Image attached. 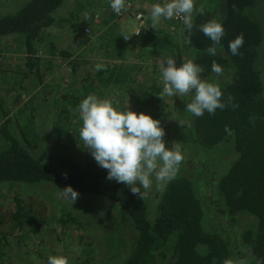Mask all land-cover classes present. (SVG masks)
Listing matches in <instances>:
<instances>
[{
	"label": "trees",
	"instance_id": "1",
	"mask_svg": "<svg viewBox=\"0 0 264 264\" xmlns=\"http://www.w3.org/2000/svg\"><path fill=\"white\" fill-rule=\"evenodd\" d=\"M66 1L27 0L15 13L0 16V42L5 41L1 47L0 86L8 85L17 75L25 76L33 72L41 77L42 67L48 63L54 67L53 58L60 52L50 44L48 32L55 27H65L79 43L90 44L91 50L96 51V58H100L97 63L106 67L101 71L75 68L71 77L55 73L49 80L41 77V90L17 109L15 131L18 133L7 129L6 124L1 126L0 133L7 145L0 146V183L65 184L113 200L130 218L135 231L126 255L122 257V253L119 256L114 251L107 257H121L124 259L121 264H224L226 259L236 264V247L250 250L254 257L250 264H264V70L257 66L264 31L261 21L253 13L258 0H226L227 12L220 20L210 10L204 9L203 15L196 13L193 16L195 27L191 32L185 29L183 23L176 21L173 29L162 21L152 28L149 18L148 27L130 40L119 32L110 0L104 1L106 9L99 21L95 11L74 0V8L62 22L56 13ZM91 5L100 7L95 0ZM213 19L222 23L225 29L214 56L206 51L212 46V41L199 30L200 25ZM86 28H90L91 34L85 33ZM237 36H242L244 43L239 54L234 56L228 45ZM182 41L187 43L188 52L183 50ZM14 47L24 55L26 71L23 69L19 73L15 67L9 66H18ZM218 51L226 56L221 57ZM184 52L192 55L193 61L203 67L204 73L212 67L213 61L222 69L229 65L233 67V78L219 87L224 102L227 103L231 97L232 103L238 107L233 109L229 104L223 110L217 109L214 115L205 112L197 117L194 142L200 147H213L230 135L234 137L239 156L224 173L219 186L231 215L250 213L257 218L255 227L250 225L236 234L235 245H232L226 229L233 227L232 223L227 224L223 231L206 230V212L201 203L204 193L199 181L180 175L169 182L158 202V212L152 216L150 203L134 195L129 186L108 180L107 170L95 160L85 167H82L83 164L73 165L70 171L61 172L47 163L46 154L35 158L29 151L39 139L35 107L39 97L48 108L54 140L64 148L82 147L79 140L82 120L78 106L89 94L110 100L121 111L129 106L138 113L150 114L160 120L165 130L164 139L169 137L174 114L170 112L168 99L174 97H159L163 89L159 64L169 56L179 63ZM82 63L78 61L75 65L79 68ZM43 79L46 81L43 82ZM226 125L231 134L225 132ZM14 201L9 222L13 230L27 237L36 232L32 231V227L37 228L44 223L45 216L24 205L19 196ZM69 219L66 217L64 223ZM1 223L4 225L0 215ZM118 227L116 223L115 232L107 236L116 249L121 248L124 240L115 236H119ZM22 238H8L0 234V264L10 263L12 246L17 241L22 242ZM113 239L118 241L116 245ZM27 240L30 238L27 237ZM26 246L27 252L34 249L32 245L29 248L28 242ZM171 253L175 255L173 260L168 258ZM244 257L248 263L247 254Z\"/></svg>",
	"mask_w": 264,
	"mask_h": 264
},
{
	"label": "rangeland",
	"instance_id": "2",
	"mask_svg": "<svg viewBox=\"0 0 264 264\" xmlns=\"http://www.w3.org/2000/svg\"><path fill=\"white\" fill-rule=\"evenodd\" d=\"M82 1L79 0V2L86 4L89 9L96 12V18L99 21L102 18L104 10L106 9V7L103 6L105 0H95V2L100 4V7L95 5L89 6L92 0ZM16 2L19 3V0ZM7 3L8 0H0V10H3L2 8H4ZM154 3V0H147L145 3V9L148 7V10L150 11L151 5ZM195 4L197 8L203 5L204 9L210 10L217 20L223 19L227 12L226 0H195ZM73 5L74 0L66 1L62 9L56 13V17H58L62 22H65L64 20L68 18L67 14L71 13L72 9L74 8ZM20 7H15L14 4H11L9 9L11 12H16ZM253 11L254 15L261 21L260 23L263 25L264 31V0H258L254 4ZM194 15H196V13H194L193 16ZM161 21L164 25L170 26L172 29L175 28V22L173 19H162ZM116 22L118 30L122 33V35L131 34L134 28L133 26L135 25V21L132 16L117 18ZM69 32L70 31L65 29V27H55V30H52L50 33V44L64 48L68 52L70 51L71 54H67L65 56H58V54H56L53 58L54 61L57 58L61 59V61L55 62L54 67L56 69L51 67V63L46 64V66L43 65L41 73L42 78L49 80V77L52 78L51 74H54L55 72L59 75L62 74L64 76L71 77L74 61L81 62L86 60V62L82 63L81 65L82 69L84 71H86V69L92 71L95 69L97 62L100 61V58H96V51L91 50L92 46L90 44L83 45L79 43ZM4 44L5 41L2 40L0 42V56H2L1 47L3 48ZM182 46H184V51L189 50L187 43L184 41H182ZM187 52H184L181 55L180 61L177 63L179 65L177 66H180L187 60L193 59L192 55ZM13 54L17 59L15 61L17 62L18 66L19 64L23 65V56L21 53L17 52L16 47H14ZM218 55L221 57L226 56V54L221 51H218ZM9 66L11 67V65ZM257 66L260 70H264V41L259 49ZM222 74L219 76H217V74L211 75L212 77L208 78L209 82H213L215 84H217L220 80H224V83L227 82L231 79L230 76L233 74V67L229 65L228 67L224 68ZM35 77L42 79L37 74L35 76L32 75L31 78H29L30 81H26V85L29 86L28 88L23 87L19 90L18 85L15 87L14 84H5L0 86V110L10 113L15 112L16 106L18 104L17 94L22 93L24 96L25 94L27 96L29 95L28 99H32L34 96H36L41 89L42 81H38ZM41 98L42 97L37 98V104L35 106L37 109L36 131H38L39 140H41V148L48 147L52 160H55L58 156L59 158L69 156L74 160L83 163L87 159L92 158L90 151L83 147L77 146L63 148L60 147L61 144H56V140H54L51 131L50 120L48 118V108ZM169 98H173L171 100L168 99V103L171 105L170 112H173L174 114L172 118V126L175 125V128H177L182 134L183 131L185 132L186 127L189 126V115L185 114L182 116L180 112L178 113V108L176 109V106H174L175 100L177 103H180V97L172 96ZM182 104L183 103H181V105ZM171 134L175 136L176 139L171 140V146L173 143L179 144L184 157L190 159L192 164L196 163L194 156H198L199 148H190L188 139L183 140L179 138L177 136V132L174 131L173 133L171 132ZM230 146V144H226L225 148H228V150L225 151L221 149L214 154L206 153L205 155L207 159H210V161H208V164H204L202 166L203 168L200 166L204 172H210L213 173V175H217L224 171L230 161L236 157L234 151L230 149ZM178 172L184 173L185 168L182 170L180 166ZM210 173H207V175ZM65 187L67 186H59L53 183H44L40 185H26L23 188L24 198H26L27 202L32 204L38 213L45 216L44 223L41 226H38L37 228L36 226L35 228L32 227V231L36 232L27 236L30 238L28 241L26 236L18 234L19 231H15L10 227L9 220L7 219L11 210L13 209L12 206L14 203V197L7 190V187L0 186V214L4 220V228H1L2 226L0 227V234L5 235L8 238L24 237L22 238V242L17 241L13 244L11 249L13 255L10 263L8 264H47V260L50 255L64 256L68 259L69 264H101L100 262L102 259H106L110 253H113L114 251L117 252V249L113 247V243L107 239V231L112 229L110 227V219H115V217H112V211H114L113 209H117V207L114 206L111 211L109 202L105 203L103 199L91 198L87 195L81 194V192L78 191V198L73 204L69 198L62 194V189ZM210 187L212 188V186ZM160 192L161 191L157 190L155 186V181H153V187L149 191L147 197H151L152 194ZM207 212H212V214L207 217V225H210L211 228L223 231L227 224L232 223L228 221L227 217L224 216L222 212H214L209 205H207ZM66 217L70 219L64 223V219ZM232 220L235 225L232 223L233 227L229 226V228L226 229L228 231L227 234L229 233V239L231 240L232 245H235L237 238L236 234H239V232L242 230V227L255 223V219L252 216L241 215V220L238 222V224L236 223L238 218H236L237 221L235 219ZM111 232L114 231L112 230ZM27 242L29 248H32L31 245L34 248L30 252L26 251L28 249L26 246ZM130 242L131 237H127L126 239L122 240V244H120L121 250L123 247H127L124 252L122 250V257L123 254L126 255L129 252ZM236 250V262L245 260L244 256L250 253L246 247L245 250L236 247ZM243 251L246 252L244 253ZM121 253L118 254L121 255ZM33 256L37 257L38 259L33 260ZM102 262H104V260H102ZM108 264H112L110 259L108 260Z\"/></svg>",
	"mask_w": 264,
	"mask_h": 264
},
{
	"label": "clouds",
	"instance_id": "3",
	"mask_svg": "<svg viewBox=\"0 0 264 264\" xmlns=\"http://www.w3.org/2000/svg\"><path fill=\"white\" fill-rule=\"evenodd\" d=\"M110 7L120 15L128 5L126 0H110ZM194 13L204 14L203 5L197 8L195 0H163L151 5L149 18L152 28L157 27L162 19H179L191 32L195 27ZM199 30L212 41L207 53L216 55V46L225 34L222 23L213 19L200 25ZM243 43L242 36L229 42V50L234 56L239 54ZM105 67L103 63H97L95 70L101 71ZM159 71L163 83L159 97L182 98L194 94L191 102L186 104V110L195 117H201L205 112L214 115L217 109L223 110L229 104L233 109L238 107L232 103L231 97L227 103L224 102L222 90L217 84L201 78L203 67L193 60L177 66L176 59L169 56L160 62ZM222 71V67L213 61L212 72L219 76ZM78 111L82 120L80 145L90 151L101 168L107 170L108 180L129 186L134 195L144 200L153 187V181L157 190L163 191L176 178L184 155L179 144L166 146L165 130L160 120L148 113L133 111L129 106L127 110H118L110 100L98 98L95 94L84 98ZM225 132L231 134L227 125ZM62 194L73 204L79 195L71 185L62 189ZM32 259L38 258L33 256ZM47 264H69V261L64 256L50 255ZM224 264H233V261L226 259ZM236 264H247V261L240 260Z\"/></svg>",
	"mask_w": 264,
	"mask_h": 264
},
{
	"label": "flooded vegetation",
	"instance_id": "4",
	"mask_svg": "<svg viewBox=\"0 0 264 264\" xmlns=\"http://www.w3.org/2000/svg\"><path fill=\"white\" fill-rule=\"evenodd\" d=\"M16 1L18 0H8V3L4 6V8H2L3 10H0V16H3V15H7V14H10V13H15V12H11L9 7L11 6V4H14L15 7H20V5L24 2H26L27 0H19V3H17ZM66 3V2H65ZM64 3V4H65ZM52 32V30H49L48 34H50ZM55 46V45H54ZM56 49L59 50L60 53H58V56H65V55H70L71 52L65 50L64 48H60L59 46H55ZM22 54V53H21ZM22 59H23V62L25 63L24 61V55L22 54ZM193 60V59H192ZM61 59H55L54 61V66H55V62H60ZM83 62H86V60H83ZM20 64L18 67L11 64V67H15V69L18 70V72L20 73L23 69H25L26 71V67L25 65ZM76 62L74 61V65L72 66V71L77 68V69H82V67L78 68V66L75 65ZM76 66V67H75ZM17 67V68H16ZM54 69H56L54 67ZM86 70H89V69H86ZM212 67H208V71L207 72H202L201 73V78L206 80V81H209L208 78L212 77L211 75L215 74V73H212ZM53 74V73H52ZM56 74V72H55ZM70 74V73H69ZM32 75H36V73H28L26 74L25 76H18L10 83V84H14V86L16 87L18 85V88L19 90L22 89L23 87H29L26 85V81H30L29 78H31ZM224 75V74H222ZM15 76V75H14ZM231 79L233 78V75L230 76ZM36 78V77H35ZM38 81H40V79L36 78ZM46 80H44L43 82H45ZM8 83V84H9ZM222 84H224V80H220L217 85L218 86H221ZM25 85V86H24ZM35 87V86H33ZM41 90V89H40ZM39 90V91H40ZM25 91V90H24ZM193 95L194 94H189L185 97H182L180 99V103H177V101L175 100V103H174V106H176V109L178 108V111H182L184 112L185 114L189 115V120H190V124L188 127H186V130L185 132L183 131V133L181 134V132L175 128L176 126L174 125L171 130V132L173 133L174 131L178 133V137L181 138V139H188L189 143H190V148H199V154L198 156H194V159L196 161V163L192 164L190 162V159H187L184 157V161L181 163V169L183 170L185 168V172L184 173H181V172H178L176 178H178L180 175L184 176L185 178H188V179H191L193 181H199L202 186H203V193H204V198L202 199V206L204 207V211L206 212V219L207 217L212 214V212H207V205H209L214 212H222L224 216L227 217L228 221L229 222H232L234 225L235 223L233 222L232 219H235L238 218V221L236 222L238 224V222L241 220V215H248V216H252L254 219H255V223L251 224L252 226L255 227L256 223H257V218L250 214V213H244V214H241V213H234V214H230L228 212V209H227V206L225 204L226 200L223 196V193H222V190H221V187L219 186V181L220 179L223 177L224 173L228 170V168L238 159V152L236 151V143H235V140H234V137L233 135H230L229 137H227L226 139H224L222 142L216 144L215 146L213 147H206V146H203V147H200L198 144H196L194 142V139L195 137H197L195 131H194V125H195V122H196V119L197 117L193 116L191 113H189L187 110H186V104L191 102L192 98H193ZM24 98H23V97ZM26 96V97H25ZM22 95L21 94H17V101H18V104L16 106V110L15 112H3L0 110V130H1V126L3 124H6L7 125V129H9L10 131L12 132H16L18 133V131H15L16 128H17V125H16V112H17V109L24 103L26 102V100L29 98V95L27 96L26 94ZM22 98V99H21ZM29 100V99H28ZM21 101V102H20ZM16 103V102H15ZM181 103H183L181 105ZM179 104V105H178ZM182 108L184 110H182ZM175 109V110H176ZM2 132L0 133V146H5L7 145L6 143V139L2 136ZM172 138H171V137ZM169 137L165 138V142H166V146L170 147L171 144V140H176L175 139V136H173L172 134H170ZM169 140V141H168ZM5 144V145H4ZM226 144H230V149H232L236 155V157L230 161V163L226 166V168L224 169V171H222L220 174H214L213 173H210V172H204V170L202 169L203 165L204 164H208V161H210V159L206 157V153L207 154H211V153H215L219 150H228V148H225ZM62 147V145L60 146ZM197 147V148H196ZM64 148V147H63ZM31 154L35 157V158H41L42 155L46 154V161L47 163L50 164V166L52 168H56L58 169L59 171L61 172H64V171H67L69 170L70 171V168L73 166V165H80V164H83L82 167H85L86 164L88 162H91L92 160L94 161L95 159L92 157L90 159H87L85 162L83 163H80L79 161L77 160H74L73 158L69 157V156H64V157H61L59 158V156L55 159V160H52L51 159V155L49 153V149L48 147H42L41 148V140L38 139V142L36 143V146L34 148H29ZM71 161V162H70ZM70 166V167H68ZM202 168H201V167ZM207 173H210L209 175H207ZM210 180V181H209ZM40 184H44V183H40ZM40 184H27V183H19V184H10V183H3L1 182L0 183V186H5L7 187V190L11 193V195L14 197V199L19 196L20 200H22L23 204L26 205L28 208H30L31 210H33L34 212H37L35 207L32 205V204H29L26 200V198H24V192H23V188L26 186V185H40ZM54 184H57L59 186H67V185H61V184H58V183H54ZM69 186V185H68ZM212 186V188L210 187ZM73 189H75L76 191L78 192H81V194H84V195H87L91 198H100V199H103L105 203H110L109 206H111V211H112V208L114 206H116V203L113 201V200H110L109 198L103 196V195H98V194H95V193H89L86 192V191H83L77 187H73ZM167 188H165L166 190ZM161 191L160 193H154L152 194L151 197H146L144 200L147 202V203H150V205L152 206V216L156 215L157 212H158V202L161 198V196L163 195L164 191ZM7 191V192H8ZM84 199V198H82ZM15 202V201H14ZM13 207V206H12ZM117 207V206H116ZM13 210V209H12ZM11 210V212H12ZM114 211H112V217H115V219L111 218L110 219V227L112 229L108 230V234L107 235H110L112 232V230L115 232L116 229L115 228V225L116 223L119 225V227L117 228L118 231L120 232L119 233V236L117 234H115V236L119 237V240H120V237L123 238V239H126L127 237L130 238V237H135V231H134V227L132 226V223H131V220L130 218L124 213V211H122L119 207H117V209H113ZM210 211V209H209ZM10 212V214H11ZM216 214V213H215ZM1 215V214H0ZM9 220V219H7ZM117 221V222H115ZM10 223V222H9ZM2 226V227H1ZM250 225H247V226H244L242 227L241 229L244 230L245 227H248ZM1 228H4V225L3 223L0 225ZM10 227L11 224H10ZM114 227V228H113ZM13 229V227H12ZM206 230H211V231H218L217 229L215 228H211L210 225L207 226ZM241 230V231H242ZM114 240V239H113ZM132 241V240H131ZM118 243V241L114 240V244L116 245ZM127 247H123L122 250L123 252L125 251ZM121 248L117 249V252L118 253H121L122 252ZM250 251V250H249ZM124 255V254H123ZM120 256V254H119ZM168 258L169 260H173L175 259V255L174 253H171L168 255ZM167 258V260H168ZM111 260L112 264H121V261L124 260L123 258L121 257H116V256H113V258H106V259H103L104 262H100L101 264H108V260ZM247 260H248V263L247 264H250L251 262L254 261V257L252 256L251 253L247 254Z\"/></svg>",
	"mask_w": 264,
	"mask_h": 264
},
{
	"label": "built area",
	"instance_id": "5",
	"mask_svg": "<svg viewBox=\"0 0 264 264\" xmlns=\"http://www.w3.org/2000/svg\"><path fill=\"white\" fill-rule=\"evenodd\" d=\"M147 0H126V4L128 5L127 9L122 11L120 15L115 14L117 18H122V17H129L132 16V18L135 21V25L133 26V30L131 34H123L124 38L128 37L126 40H130L133 38L138 37L144 29H146L148 26V20H149V10L148 7L145 9V3ZM155 3L160 2L162 3L163 0H154ZM173 21L182 23L181 20L179 19H173ZM137 32H139L137 34ZM86 34H91L90 28L85 29Z\"/></svg>",
	"mask_w": 264,
	"mask_h": 264
},
{
	"label": "water",
	"instance_id": "6",
	"mask_svg": "<svg viewBox=\"0 0 264 264\" xmlns=\"http://www.w3.org/2000/svg\"><path fill=\"white\" fill-rule=\"evenodd\" d=\"M179 112L181 113L182 116L185 115L184 112H182V111H180V110L178 111V113H179ZM188 124H190V120H188Z\"/></svg>",
	"mask_w": 264,
	"mask_h": 264
}]
</instances>
